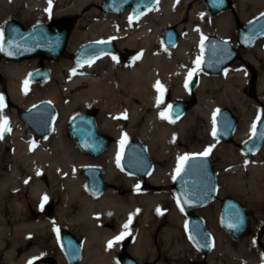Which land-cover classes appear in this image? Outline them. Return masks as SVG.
Wrapping results in <instances>:
<instances>
[{
    "label": "bare ground",
    "instance_id": "1",
    "mask_svg": "<svg viewBox=\"0 0 264 264\" xmlns=\"http://www.w3.org/2000/svg\"><path fill=\"white\" fill-rule=\"evenodd\" d=\"M102 1L0 0V21L10 12L23 23L76 17L67 49L70 56L85 43L106 40L117 41L121 51L117 58L106 55L87 64L45 63L54 75L44 86L43 97L60 100L61 111L53 135L40 141L17 116L18 108L23 109L39 91L28 79L37 65L27 60L2 64L9 101L3 99L0 109V126L7 129L0 135V264H28L47 254L48 239L62 228L82 239L79 264H117L113 243L125 234L132 237L129 253L141 263L264 264V253L251 240L230 243L211 215L207 221L214 231L215 246L209 254L200 252L188 234L180 232V226L187 227V216L170 191L174 168L163 167L171 154L211 149L208 154L223 158L220 194L238 195L254 210L258 226L264 223V161L244 168L241 163L248 164L244 155L233 146L216 144L219 140L213 135L216 109L227 106L240 118L235 144L243 145L253 136L252 101L244 97L243 90L250 80L249 69L256 71L257 95L264 104V36L243 51L249 69L235 63L219 77L202 75L199 70L204 38L216 35L233 40L235 21H246L263 10L264 0H234L235 13L225 12L208 22L206 6H194L195 0H158L135 19L130 10L120 15L100 13L96 7ZM169 26H178L180 34L173 48L162 42ZM190 74L200 75L197 104L182 119L172 120L167 116L164 92L172 90L174 99H189L185 84ZM10 103L17 108L11 110ZM92 106L100 108V130L118 140L97 160L105 170L108 186L113 185L100 196L88 194L85 178L80 175L94 162L81 155L65 136L70 116ZM122 124L126 131L115 127ZM124 140L142 142L155 156L158 163L147 178L121 172L118 155ZM261 156L258 153L256 158L261 160ZM247 170L248 178L244 174ZM51 205L53 213L48 214ZM214 206L218 210V203ZM21 247L29 251L21 255ZM57 254L62 264L64 257Z\"/></svg>",
    "mask_w": 264,
    "mask_h": 264
},
{
    "label": "water",
    "instance_id": "2",
    "mask_svg": "<svg viewBox=\"0 0 264 264\" xmlns=\"http://www.w3.org/2000/svg\"><path fill=\"white\" fill-rule=\"evenodd\" d=\"M158 0H104L101 10L105 13L120 14L127 8L132 10V18H138L146 10L152 8ZM211 14L216 16L231 10L232 0H205ZM73 23L67 19L58 22L57 30L49 23H40L25 28L20 22L10 19L3 26V41L0 49V67L2 60L19 62L44 55L52 60L61 59L68 42ZM264 36V13L249 22H239L236 37L239 49L252 48ZM178 32L174 27L165 30L163 42L173 48L178 43ZM227 39L209 36L203 44L201 59L202 70L210 75L218 76L232 65L239 57L240 51ZM117 45L112 41L90 42L83 44L72 59L78 64L91 63L107 54H115ZM28 78L32 82H46L52 78V71L47 67L32 70ZM198 84L196 77L188 82L189 89ZM246 94L254 97L256 82L252 81L246 88ZM190 105L177 101L169 108V117L178 120L188 111ZM57 117L55 106L49 101H41L28 109H19L18 118L36 135L48 137L54 131ZM98 111L88 110L74 115L67 127L68 136L74 141L81 153L93 157L103 155L111 142V137L100 131ZM215 137L229 144L234 140L238 119L229 108H221L215 114ZM264 147V109L261 112L253 136L247 140L242 149L247 154H256ZM183 160L174 180L175 191L182 209L187 214V233L196 248L209 254L215 246L214 236L208 230L205 220L197 211L217 196L218 176L209 156L194 155ZM120 165L130 174L147 178L154 169V163L147 148L140 142L125 143ZM82 175L86 179V189L92 196H100L108 190V182L101 167H87ZM220 226L234 241H240L250 232V216L244 204L234 197L222 201ZM60 244L66 257V264H79L82 261L83 249L79 240L71 232L60 234ZM53 264L52 258H47ZM121 264H140L132 255L124 253L120 256Z\"/></svg>",
    "mask_w": 264,
    "mask_h": 264
},
{
    "label": "rangeland",
    "instance_id": "3",
    "mask_svg": "<svg viewBox=\"0 0 264 264\" xmlns=\"http://www.w3.org/2000/svg\"><path fill=\"white\" fill-rule=\"evenodd\" d=\"M104 1V0H103ZM102 1V2H103ZM233 1V4H234V6H233V8L231 9V10H228V11H226V12H231V13H235V11H236V4H235V1L234 0H232ZM102 2H101V4L99 5V6H97L96 8L98 9V11L100 12V13H103V14H108V13H104L102 10H101V5H102ZM157 4V3H156ZM203 5H205L206 6V15L204 16L205 17V21L206 22H208V21H210L211 19H213V18H215V17H217V16H219V15H221V14H223V13H225V12H223V13H220V14H218V15H216V16H213L212 14H211V12H210V10H209V8L207 7V5H206V2H205V0H195V2H194V6H198V7H202ZM155 6V5H154ZM126 10H130V17H131V9L130 8H128V9H126ZM125 10V11H126ZM149 10V9H148ZM147 11V10H146ZM145 11V12H146ZM124 13V12H123ZM123 13H121V14H123ZM262 13H264V9L263 10H261V11H258V12H255V14L254 15H252V17L250 18V19H248V20H246V21H241V20H237V21H235V23H234V38H233V40H230L235 46H236V48H238L239 49V46H238V43H237V37H236V28H237V24L239 23V22H248V21H250L251 19H253V18H255V17H257V16H259L260 14H262ZM114 15H120V14H114ZM132 18V17H131ZM9 19H13V20H16V21H18V22H20L25 28H29V27H31V26H33V25H35V24H39V23H49V24H51L52 25V28H53V30H57V26H58V22L59 21H61V20H64V19H67V20H69V21H71L72 23H73V28H72V30H71V33H70V36H69V38H68V42H67V45H66V47H65V51H64V53H63V56H62V58L61 59H58V60H51V59H49V58H47V57H45L44 55H39V56H37V57H34V58H31V59H27V62L29 63V64H31V65H33V64H36L37 65V67H40L41 65L42 66H45V63L46 62H58V61H67V62H72V63H75L74 61H73V59H72V56H70L68 53H67V49H68V43H69V40H70V37H71V34H72V31H73V29H74V27H75V25H76V23L78 22V19L76 18V17H74V16H72V15H67V16H64V17H62V18H60V19H57V20H55V21H52V22H47V21H45V22H29V23H23V22H21V20H19L18 18H16V14H15V12H10L4 19H2L1 21H0V49H1V44H2V39H3V26H4V23L7 21V20H9ZM119 21H122V20H120V18H119ZM171 27H174L176 30H177V32H178V26H169L168 28H171ZM178 35H179V39H180V34H179V32H178ZM210 36V35H209ZM208 36H206L205 38H204V40L207 38ZM162 38H163V35H162ZM203 40V41H204ZM229 40V39H228ZM110 41H112V42H114L116 45H117V47H118V50L116 51V53L115 54H109V55H112V56H114V57H116L117 58V56L121 53V51H120V49H119V45H118V42L117 41H115V40H110ZM98 42H101V41H98ZM162 42H163V39H162ZM88 43H90V42H88ZM86 44V43H85ZM167 47V46H166ZM169 48V47H168ZM80 49V48H79ZM78 49V50H79ZM250 49V48H249ZM194 50V52L196 51V49H192V51ZM244 50H247V49H239V51H240V55H239V57H238V59L233 63V64H235V63H239L240 64V67L241 68H244V67H247L248 69H249V67L248 66H250L249 65V63L246 61V59L243 57V51ZM200 60H201V58H200ZM3 63H12V62H8V61H6V60H2V62H1V66H2V64ZM13 63H15V62H13ZM232 64V65H233ZM76 65H80V64H78V63H76ZM231 66V65H230ZM37 67H35V68H37ZM251 67V66H250ZM75 68H76V66H75ZM199 68H200V61H199ZM34 69V68H33ZM33 69H31V70H33ZM200 70V72H201V74L202 75H206V76H208V77H219V76H221V75H218V76H213V75H208V74H206V73H204L202 70H201V68L199 69ZM250 71L248 72L249 73V75H250V80L248 81V83L245 85V87H244V90H243V94H244V97L246 98V99H249L250 101H252V108H253V116H252V119H251V123H252V128H253V125L255 124V126H256V124H257V121H258V119H259V117H260V114H261V112H262V109H264V104L263 103H261L260 101H259V99H258V95H257V81H258V73L256 72V71H253V70H251V69H249ZM53 71H52V78L49 80V81H46V82H40V83H34V82H32L33 84H36L38 87H39V91L37 92V93H35L34 95H32L28 100H27V102H26V104L23 106V109H28L30 106H32V105H34V103H37V102H40V101H50L54 106H55V108H56V110H57V118H56V121H57V119H58V116H59V112L61 111V102H60V100L57 102H53L52 100H46V99H44V95H43V92L46 90V88H44V86L48 83V82H50L52 79H53ZM191 76H195L197 79H198V84H197V86H196V88L195 89H193V90H191V89H189L187 86H186V84H187V82H186V84H185V86H186V88H187V90L190 92V98L189 99H174L172 96H173V91L172 90H166L165 92H164V98H166L167 99V116H168V109H169V106L173 103V102H176V101H184V102H187V103H189V105H190V107H189V109H188V111L186 112V114L190 111V109L193 107V106H195L196 104H197V97H198V94H197V92H196V89H197V87H198V85H199V79H200V75H191ZM190 76V77H191ZM189 77V78H190ZM188 78V79H189ZM256 81V94H255V96L254 97H250L249 95H247L246 94V88H247V86L250 84V82L251 81ZM0 89H1V93H2V97H3V99L5 100V101H9V96H8V94H7V80H6V78L1 74V67H0ZM49 90L51 89V88H48ZM48 90V91H49ZM61 91L64 93V91H63V88H61ZM261 105H262V107H261ZM10 108H11V110L12 109H14V108H17L16 106H14L12 103H10ZM220 108H229L234 114H235V116L237 117V119H238V126H239V124H240V118H239V116L236 114V112H235V110L233 109V108H231V107H227V106H221V107H219V108H217L216 110H218V109H220ZM19 109H21V108H18V110ZM18 110H17V112H18ZM88 110H97L98 112H99V114H98V118H97V120H98V125H99V117H100V108L99 107H96V106H92V107H88V108H86V109H82V110H78V111H75L71 116H70V118L72 117V116H74V115H76V114H78V113H80V112H83V111H88ZM185 114V115H186ZM184 115V116H185ZM17 116H18V114H17ZM183 116V117H184ZM169 117V116H168ZM182 117V118H183ZM70 118L68 119V121H67V123H66V126H65V136H66V138L74 145V147L78 150V152L81 154V155H83L84 157H88V158H90L94 163L92 164V165H90V166H87V167H92V166H98V167H101L103 170H104V168L102 167V166H100L98 163H97V160L98 159H100V157H102V156H99V157H93V156H90V155H85V154H83V153H81L80 151H79V149L77 148V146L75 145V143L73 142V140L72 139H70L69 138V136H68V133H67V126H68V123H69V120H70ZM170 118V117H169ZM182 118H180V119H182ZM180 119H178V120H180ZM55 125H56V122H55ZM115 127H118L121 131H126V125H123L122 124V127L121 126H115ZM238 128V127H237ZM55 130V129H54ZM237 130V129H236ZM101 131V130H100ZM102 132V131H101ZM253 132L254 131H252V133H251V136L253 135ZM54 133V132H53ZM53 133H52V135H53ZM103 133V132H102ZM236 133V132H235ZM104 134H107L108 136H110L111 137V142H110V145H109V147H108V149L110 148V146H111V144L112 145H114L116 142H118V140L115 138V136L114 135H111V134H108V133H104ZM35 135V134H34ZM52 135H50V136H52ZM36 136V135H35ZM50 136H48V137H50ZM250 136V137H251ZM41 138L42 137H36V139L38 140V141H40L41 140ZM128 141H137V140H124L122 143H120V145H121V149H122V145L125 143V142H128ZM139 142V141H138ZM140 143H142V142H140ZM143 144V143H142ZM216 144H218V145H220V146H224V147H230V146H233L234 148H236V149H238L240 152H241V154H243L244 155V157L247 159V163L248 164H246V162H242L241 164H242V166L244 167V168H248V165L251 163V164H257V163H261V162H263L264 161V147L258 152V153H262V156H261V160H258L256 157H257V155H258V153L257 154H254V155H249V154H246L244 151H243V149H242V144H235V141H232L231 143H229V144H224V143H222V142H220L219 141V143L217 142ZM146 148H147V150H148V152H149V154H150V157L152 158V160H153V163H154V167L157 165V163H158V161L156 160V158H155V156L152 154V152L148 149V147L145 145V144H143ZM107 149V150H108ZM263 151V152H262ZM121 152V151H120ZM201 154H203V153H190V151H186L183 155H180L179 156V154L178 155H174V154H171L169 157H167V158H165L166 159V161L167 162H165L164 164H163V167L164 168H169V167H171V168H174V169H172V172H173V177H172V179L170 180V184H171V189H170V191L171 192H174V194L176 195V198H177V200H178V196H177V194H176V192H175V189H174V179H175V176H176V174H177V169L179 168V166H180V164H181V161L183 160L182 158H184V157H187V156H192V155H201ZM120 155V154H119ZM118 155V156H119ZM179 156V157H178ZM208 156H210L211 157V159H212V161H213V164H214V169H215V171H216V173H217V176H218V194H217V197H216V199L214 200V201H212L210 204H208L206 207H204V208H202V209H200V210H198L197 211V213L200 215V216H202L203 218H204V220H205V222H206V225H207V228L209 229V231L212 233V235L214 236V231L212 232L211 230H210V228H209V224H208V218H207V216L208 215H211V216H213L214 218H215V225L218 227V230H220L225 236H226V238H227V240L230 242V243H232V244H234V245H239L240 243H242L243 241H246V240H251L253 243H254V247L256 248V249H258L260 252H262V253H264V223H262L261 225H259L258 226V224H257V221H258V219H257V217H256V214H255V212H254V210H252V207H250L249 206V204H248V202H246L244 199H242L241 197H239L238 195H233V194H227V193H225V194H223V195H221L220 194V190H221V185H222V183H221V179H220V172H221V163L223 162V158L220 156V155H218V154H216V153H212V154H208ZM229 167L227 168V170L226 171H229ZM82 171H83V169L80 171V175L82 176V177H84L83 175H82ZM104 172H105V170H104ZM121 172L123 173V174H126V172L121 168ZM245 174V176L248 178L249 176H250V174H249V172H248V170L244 173ZM134 177H136V176H134ZM138 178V177H137ZM144 179V178H143ZM85 184H86V179H85ZM110 185V184H109ZM113 185L111 184L110 186H109V188H111ZM147 186V185H146ZM145 186V187H146ZM123 190H126L125 188L123 189ZM107 191V190H106ZM126 192V191H125ZM89 195H91L90 193H88ZM227 197H235V198H237V199H239L243 204H244V206L246 207V209L248 210V213H249V215H250V219H251V231H250V233H249V235L247 236V237H245L244 239H242V240H240V241H233V240H231L230 239V237L224 232V230L221 228V226H220V208H221V203H222V201L225 199V198H227ZM178 203H179V200H178ZM215 203H218V206H219V208H218V210H215ZM179 205H180V203H179ZM53 209H54V206L53 205H51V206H49V207H47V213L48 214H52L53 213ZM183 211V210H182ZM182 214L184 215V216H187L184 212H182ZM53 218V217H52ZM55 219V218H54ZM54 221H56V220H54ZM186 222H187V219H186ZM260 224V223H259ZM257 225V226H256ZM256 226V227H255ZM66 231H68V232H71L72 234H74L72 231H70V230H68V229H66V228H62L59 232H57L55 235H51L50 236V238L48 239V241H49V250H48V253L47 254H44V255H41V256H39V257H36V258H34V259H32V260H30L29 261V263L28 264H30V262H31V264H48L47 262H46V259L47 258H52L54 261H55V264H57V262H58V254L57 253H62V255H63V257H64V262L62 263V264H66V257H65V255H64V253H63V251H62V248H61V245H60V242H59V235L61 234V233H63V232H66ZM115 231V230H114ZM117 232V231H116ZM180 232L181 233H185L186 235H187V231H186V224H185V228H184V225L181 227L180 226ZM74 236H76V238L79 240V242L82 244V239L79 237V236H77L76 234H74ZM131 243H132V237L131 236H128L127 238H126V234H125V236L121 239V241H119V242H115V243H113V246H114V248L116 249V251H117V256H116V260H117V264H120V260H119V258H120V256L122 255V254H124V253H128V254H130L129 253V251H128V248L130 247V245H131ZM83 245V244H82ZM120 245V246H119ZM23 250H22V252H21V255L23 254V253H25L26 251H29L26 247H21ZM130 255H132V254H130ZM204 255V254H203ZM133 256V255H132ZM205 256V255H204ZM163 263H167V262H163ZM140 264H156L155 262H153V261H151V260H148V261H145V263H141L140 262ZM202 264H206L205 262H202Z\"/></svg>",
    "mask_w": 264,
    "mask_h": 264
},
{
    "label": "snow or ice",
    "instance_id": "4",
    "mask_svg": "<svg viewBox=\"0 0 264 264\" xmlns=\"http://www.w3.org/2000/svg\"><path fill=\"white\" fill-rule=\"evenodd\" d=\"M131 19V18H130ZM115 59V58H114ZM191 75V74H190ZM157 84L159 85V82H157ZM186 86H187V84H186ZM158 90H159V88H158ZM158 103H159V100H158ZM3 108V97H0V109H2ZM162 115V118H163V114H161ZM6 123V122H5ZM255 124L253 125V131L255 132ZM4 130H7V129H5L3 126H0V135H2V133H3V131ZM213 135H215V129L213 130ZM211 149H208V150H206L205 151V153H203V154H201V155H208V152L210 151ZM182 159H185V160H187L188 158L187 157H184V158H182ZM181 169H177V173H179V171H180ZM45 199H47V197H45ZM159 211V210H158ZM125 228H127V224L124 226ZM123 235V234H122ZM122 238V236L121 237H117L116 239L117 240H120ZM111 243L112 242H110V244H109V246H111ZM30 264H31V262H30Z\"/></svg>",
    "mask_w": 264,
    "mask_h": 264
}]
</instances>
